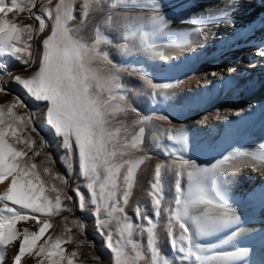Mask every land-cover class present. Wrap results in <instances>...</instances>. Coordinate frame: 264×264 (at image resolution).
Returning a JSON list of instances; mask_svg holds the SVG:
<instances>
[{
  "label": "snow or ice",
  "instance_id": "obj_1",
  "mask_svg": "<svg viewBox=\"0 0 264 264\" xmlns=\"http://www.w3.org/2000/svg\"><path fill=\"white\" fill-rule=\"evenodd\" d=\"M78 3L79 9L76 8ZM52 5L53 0L46 3L41 0H0V57L21 61L26 66L25 71L35 69L27 76L12 77V81L35 101L47 102L44 123L59 138L65 154L63 159L68 160L66 167H72L73 158L78 164L88 202L94 206L97 229L101 232L108 230L106 246L111 249L114 264H173L157 247V227L165 201L162 171L171 175L174 181V199L167 202L165 209V229L171 248L180 254L181 264H240L248 255L247 249L214 253L196 241L239 223L235 209L229 206L225 194L216 186L215 173L225 164L240 159L264 164V149L259 154L233 150L211 168L199 167L170 152V163H157L154 167L148 192L154 217L148 215L147 206L134 208L135 218L145 220L148 226L134 223L125 211L137 181L138 169L149 159L137 153L143 151L145 125L150 118L139 117L121 82L120 73L126 69L118 67L101 45L112 43L105 31L116 34L122 31L125 41L120 47L122 54L132 53L133 48L127 41H133L141 51L163 56L158 51L157 40L161 38L167 21L159 14V0H56L54 7ZM133 5L149 8L157 14L145 21L140 16L114 11ZM37 8L38 12L34 11ZM77 10L79 18L74 15ZM10 13L13 14L11 17ZM23 13H28L37 24L17 23V17ZM93 19L95 35L89 42L82 32ZM209 19L204 17L185 22L202 25ZM46 20L50 24H46ZM146 26L151 30L146 31ZM46 28L50 34L42 38L40 34L45 33ZM190 35L187 33L166 46L183 48L189 43L187 37ZM33 41L41 47L35 48ZM259 55L264 56V50ZM212 74L216 75L215 72ZM10 75L5 74V64L0 61V93H7L5 80ZM141 79L155 93L172 87L170 84H153L146 77ZM17 106L27 107L20 97L9 105L0 106V184L10 181L0 193V264H6L9 245L16 249L10 264H21L26 254L34 257L36 264H75L78 252H67L64 247L76 243L79 248V242L71 235L64 232L57 236L48 235L40 243L53 228L52 218L72 211L64 201L73 197L56 184H49L38 165L28 158L29 152L40 156L43 148L50 145L41 137V144L37 147L31 135H21L29 125L32 126L31 132L37 135L39 130L35 127L37 117L31 112L17 115L13 111ZM132 113L136 118L129 122L128 116ZM169 138L184 143L182 130ZM17 145L24 147L18 148ZM46 155L50 163L51 156ZM249 166L258 170L255 163ZM52 173V168H43V174L51 176ZM185 177L186 191L181 183ZM55 179L69 186L66 177L57 174ZM74 192L83 211L85 193L79 188ZM64 219L67 221V217ZM20 221H33L36 230L28 226L18 229ZM72 223L83 228L78 220ZM64 231L70 233L71 229L66 227ZM144 233H147V252L142 240L134 239V236L143 237Z\"/></svg>",
  "mask_w": 264,
  "mask_h": 264
},
{
  "label": "rangeland",
  "instance_id": "obj_2",
  "mask_svg": "<svg viewBox=\"0 0 264 264\" xmlns=\"http://www.w3.org/2000/svg\"><path fill=\"white\" fill-rule=\"evenodd\" d=\"M46 2L47 0H41V3ZM55 2L56 0H53V7ZM141 2H143V0H141ZM38 8L34 11L38 12ZM76 8L79 9V3L76 5ZM114 11L126 12L132 17L140 16L144 18L145 21H147V19L152 15L157 14L152 12L149 8H137L134 5L127 9L118 8ZM159 14H162L165 17V20L168 24L169 16H166L161 8ZM12 15L13 14L11 13L9 14L10 17ZM74 15L79 18V11H75ZM17 23L24 25L37 24L35 20L29 18L28 13L19 14L17 17ZM46 24H50V21L46 20ZM73 24H75V22H73ZM94 24L95 20H90L87 28L82 32V34L85 35L86 40L89 42L94 39ZM145 30L150 31V26H146ZM102 31H104L103 28ZM48 34L50 33L46 28L45 33L40 35L42 38H46ZM105 35L111 39L112 43H102L101 49L109 52V58L114 63H116L118 67L126 69V71H121L120 77L121 82L126 87V94L129 101L133 107L137 109L140 118H150V120H148L145 125V142L143 144V151L137 153V155H146L149 157V159H147L145 163L138 169L136 184L132 190L129 204L125 207V211L133 218L134 223H143L144 226L147 227L148 225L145 220H137L135 218L134 208L137 205H140L142 208L147 206L148 215L154 217V213L150 208L151 197L148 195V192L154 177V167L157 163H170L172 157L169 156V153L175 152L177 156L189 160L199 167L211 168L214 164H216L217 161L223 159L226 155H222L223 153L217 151H210L204 148L202 145L201 142L203 141V134L212 127L213 123V120L210 118L208 120L206 119V115L203 114L202 111L188 112L187 114L183 115L174 110H167L164 108L169 99L168 92L176 86L175 84H177L174 82L173 78L167 76L170 62L167 58H164L167 57L165 56V52H167V49L169 48L166 45L170 43L169 32L164 30V32L161 34V38L157 40V44L160 45L158 51L162 52L163 56L152 55L141 51L138 47L134 46L136 42L133 41H127L130 47L133 48L132 53L130 55H124L120 52L121 45L125 43L123 40L122 31H120L119 34L105 31ZM33 44L35 45V48L41 47V45L36 41H33ZM0 61L5 64V74H11L5 80V83L8 86L7 93H0V106L9 105L15 100L16 97H20L27 107L24 108L17 106L15 109H13V111L16 112L17 115H26L31 112L37 117L35 121V127L39 130V135H37L35 132H31V125H29L28 128L21 133V135L24 137L31 135L32 138L36 140L37 147L40 146L42 137L43 140L46 141L48 145H50V147H44L40 156H33V152H29L28 158L31 159V162H34L38 165V170L42 172L43 178L48 181L49 184H56L68 195L73 197V199L70 201H64V204L71 207L72 211H65L59 216L53 217L51 221L53 228L48 230L40 243H43L44 239H46L48 235L57 236L64 232L65 235H71L74 241L79 242V248H77L76 243L64 245L67 252L74 250L78 252L77 257L75 258V264H114L111 249L106 246V234L108 230L104 229L101 232L97 229L96 217L94 216V206L88 202V195L86 189L84 188V181L79 175L78 164L76 163L75 158H73L72 167H66L68 160L63 159L65 154L60 146L59 138L55 137L53 130L44 123V111L47 102L35 101L28 94H26V92L19 85L12 81V77L16 75L27 76L35 69L33 68L25 71L26 66L21 61H17L14 58H9L7 56L0 57ZM205 71L208 72V74L204 76V79L207 81L205 85L207 84V87H211L213 82V77L211 76L212 71L203 70V72ZM141 77H146L147 79L151 80L153 84H170L172 87L163 90L162 93H155L150 86L145 84ZM188 77L185 79H188L185 81V83H191L192 86L193 84L196 85L197 82L201 83L199 77L196 75H190ZM200 78H203V75H201ZM106 95L107 94L105 93V96ZM218 104V106H220V103ZM263 104V97H261L260 100L249 97L246 98L243 103H241L242 110H240L239 107L234 104H225L223 107L228 108L233 117H238L242 116L244 109L251 113H253L255 110L262 112ZM214 109L215 107L212 110ZM205 112L208 111L206 110ZM222 112L223 111L220 110V113ZM237 113H239V115H237ZM160 117H163L164 119H161ZM135 118L136 114H129L128 121L131 122ZM178 130H182L184 133V143H180L177 140L169 138V136H175ZM17 147L22 148L24 146L17 145ZM46 154H50L51 156L50 163L47 162L48 156ZM177 163H179V161H177ZM45 166L52 168L53 173L51 176L43 174V168ZM226 167L227 164L223 166L221 171L215 173V183L219 190L225 194L229 206L232 207V205L236 202V199L234 197H228V187L226 186L225 175ZM57 174L66 177L69 180V186L66 187L60 180L55 179ZM162 180L165 182V201L161 206V216L159 218V224L157 227V247L160 249L161 254L167 259L171 260L173 264H181V261L178 259V255L180 254L176 253L171 248L170 240L165 229L167 216L165 209L167 202L174 199V181L171 175H168L163 171ZM9 182V180H6L4 182V187H2V184H0V193L5 190V187ZM181 183L183 189L186 191V177L181 181ZM76 188H79L81 192L85 193V208L83 211H81L78 206V200L74 192V189ZM172 207H174V204ZM65 217H67V221H65ZM260 218V215L246 217L242 221H239V224L237 223L234 224V226L232 225L226 229L224 228L223 231H218L215 233V235H207V238L205 236L203 238H199L196 242L204 249L211 250V252L214 253L234 252L238 249H244L248 247L250 243H252V238H247L240 242L237 241L235 234L237 235V233L241 232V230H245L244 226L246 227V223L247 225L259 224ZM77 220L80 221V223L83 225V228H77L72 223V221ZM240 222L243 223L240 224ZM25 226L30 227L32 230H36L33 221H20L17 224L18 229ZM66 227L71 229L70 233L64 231ZM112 227L115 228L114 223ZM257 235H264V228L261 229V231H257ZM97 239L99 240L98 242ZM115 239L116 237H114V241ZM134 239L142 240L145 252L148 251L147 233H144L143 237L134 236ZM15 250L16 249H14L13 246H8L6 264H10V258L12 257ZM243 262H240V264H245ZM21 264H36V260L34 257H29L26 254L25 257L22 258ZM184 264H187V262H184Z\"/></svg>",
  "mask_w": 264,
  "mask_h": 264
},
{
  "label": "bare ground",
  "instance_id": "obj_3",
  "mask_svg": "<svg viewBox=\"0 0 264 264\" xmlns=\"http://www.w3.org/2000/svg\"><path fill=\"white\" fill-rule=\"evenodd\" d=\"M159 2L163 13L169 16L164 30L170 33V43L191 33L183 48L169 47L165 52L170 62L167 76L177 84L168 92L164 108L183 115L202 111L207 120H213L201 142L210 151L226 156L233 150L259 154L264 149V104L262 112L244 109L238 117H233L223 105L234 104L242 110L241 103L246 98H264V56L259 55L264 50V0ZM204 17L210 18L206 24L185 22ZM203 70L216 73L211 74V87L205 85L208 72ZM190 75L199 77L201 83H185ZM252 163L258 170L249 166ZM225 175L228 197L236 199L231 205L239 221L252 215L261 217L259 224L246 223L245 230L235 234L237 241L253 240L244 248L248 255L240 262L264 264V235H257L264 228V164L240 159L227 164Z\"/></svg>",
  "mask_w": 264,
  "mask_h": 264
}]
</instances>
